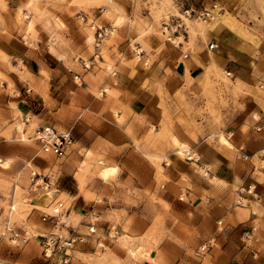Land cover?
Here are the masks:
<instances>
[{
  "label": "rangeland",
  "instance_id": "rangeland-1",
  "mask_svg": "<svg viewBox=\"0 0 264 264\" xmlns=\"http://www.w3.org/2000/svg\"><path fill=\"white\" fill-rule=\"evenodd\" d=\"M99 26L106 28L100 40ZM218 37L229 38L211 49ZM104 42L120 44L115 51L132 66L152 71L189 54L203 72L192 78L187 72L182 82L171 68L164 72L167 84L176 85L166 100L177 108L180 127L162 124L151 148L173 152L172 157L151 156L150 161L156 168L164 162L171 172H181V179L156 174L145 207L149 221L124 220L131 192L114 188L104 191L110 201L106 207L79 213L68 195L55 190L53 175L31 163L43 152L29 137L40 125H54L49 97L56 91L45 69L31 61L57 65L60 79L70 69H90ZM103 55L108 60L107 51ZM241 116L264 118V0H0V264H139L145 256L152 260L153 253L172 263L178 247L189 241L191 218L198 211L188 191V162L197 156L189 140L197 142L209 130L212 141L223 143L222 135L230 142L223 144L234 150L226 132ZM182 143L189 146L184 153ZM48 191L54 195L43 205L39 198ZM58 201L64 202L63 212L43 219ZM8 218L31 237L24 241L5 233ZM102 233L114 237L111 248L98 247L96 236Z\"/></svg>",
  "mask_w": 264,
  "mask_h": 264
},
{
  "label": "crops",
  "instance_id": "crops-1",
  "mask_svg": "<svg viewBox=\"0 0 264 264\" xmlns=\"http://www.w3.org/2000/svg\"><path fill=\"white\" fill-rule=\"evenodd\" d=\"M210 37L215 36L210 34ZM228 38L218 37L213 43ZM119 45L104 42L90 69L76 73H71L70 69L61 73L60 79L57 65L50 66L37 59L31 61L39 70L45 69L48 83L56 90L49 97L54 125L60 129L72 127L74 138L66 155L58 157L37 152L31 163L44 174H52L55 190L68 195L75 211L82 214L87 207L107 206L110 201L105 190L130 191L124 220L136 223L151 219L145 207L150 204V191L156 187L157 173L176 174L174 177L181 179V172H171L164 162L159 163L161 170L150 161L151 156L172 157L173 152L167 154L165 150L151 148L155 138H160L162 124L180 127L176 121L177 108L166 100V92L172 94L176 85L167 84L164 72L171 68L181 82L187 72L191 78L203 72L198 59L189 54L176 63L155 66L152 71L141 65L132 66L128 64L131 59L125 61V55L115 51ZM103 50L107 51L108 60ZM157 61L163 60L159 57ZM75 75L80 82H76ZM241 81L245 82L242 77ZM152 127L155 129L151 130ZM180 133L183 132L180 130ZM210 133L208 130L199 135L197 142L189 140L197 156L196 161L188 162L187 175H191L188 191L190 201L198 210L191 218L194 224L189 241L178 247L172 263L163 262L155 253L152 260L157 258L161 264H199L197 247L215 238L204 262L264 264V118L261 121L244 116L238 119L233 129L226 132L234 150L217 140L212 141ZM179 138L180 141L181 135ZM107 165L116 166L117 171L105 179L100 172ZM249 185L254 188L252 193L243 190ZM171 198L176 201V196ZM220 219L223 229L218 224ZM96 238L98 247L111 248L115 243L114 237L106 233ZM86 248L82 245L83 250ZM152 260L145 256L139 264H154Z\"/></svg>",
  "mask_w": 264,
  "mask_h": 264
},
{
  "label": "built area",
  "instance_id": "built-area-1",
  "mask_svg": "<svg viewBox=\"0 0 264 264\" xmlns=\"http://www.w3.org/2000/svg\"><path fill=\"white\" fill-rule=\"evenodd\" d=\"M192 10V9H191ZM207 16L210 15V13L206 12L205 13ZM98 38H100L106 33V28L105 27H98ZM97 45H100V41L97 43ZM218 46L217 43H211L210 48H216ZM30 138L36 142L38 145L40 151L46 154H52L56 155L58 157H62L66 155L68 148L71 146L73 143V132H72V127L65 128V129H60L56 127L53 124H43L38 127H36ZM253 187L249 185L247 188H244V191L251 192L253 191ZM1 201L2 198L0 197V218H1ZM65 208L64 202L63 201H58L57 205L54 207L53 213H43V219H47L51 216H56L59 215L63 212V209ZM218 224L220 225V228L223 229V223L222 220H218ZM5 233H9L14 237L15 239L22 238V240L27 241L31 235L30 231L28 229H24L23 232H20L19 229H16L11 222V219L8 218L5 221L4 227H3ZM215 244V238L209 239L199 245L196 249V255L199 256L201 261L199 264H206L204 262V258L209 254L211 248Z\"/></svg>",
  "mask_w": 264,
  "mask_h": 264
},
{
  "label": "bare ground",
  "instance_id": "bare-ground-1",
  "mask_svg": "<svg viewBox=\"0 0 264 264\" xmlns=\"http://www.w3.org/2000/svg\"><path fill=\"white\" fill-rule=\"evenodd\" d=\"M50 23V22H49ZM201 24V23H200ZM202 25V24H201ZM204 26V25H203ZM34 29V28H33ZM203 29V28H202ZM201 29V30H202ZM92 34V33H91ZM89 35H90V33H89ZM90 38H91V36H90ZM19 129H20V131H21V129H22V125H20L19 124ZM220 137H222L223 138V143L226 141V142H228V143H230L225 137H223L222 135H220ZM24 140V139H23ZM29 140H31V138L29 137ZM221 140V139H220ZM176 142H177V140H175ZM180 152L181 153H184V151L185 150H189V146H187L186 144H184V143H182V144H180ZM9 164H10V161L9 160H5L4 162H3V165H4V167H8L9 166ZM117 171V168H116V166H109V165H107V166H104L102 169H101V175L106 179V178H108L110 175H112V174H115V172ZM54 194H53V192L52 191H48L43 197H40L39 198V201H40V203H42L43 205H44V203H45V205H48L49 204V202H50V199H51V197L53 196ZM16 205V204H15ZM15 205L13 206L14 208H15ZM13 213V212H12ZM12 215V214H11ZM11 219V218H10Z\"/></svg>",
  "mask_w": 264,
  "mask_h": 264
}]
</instances>
